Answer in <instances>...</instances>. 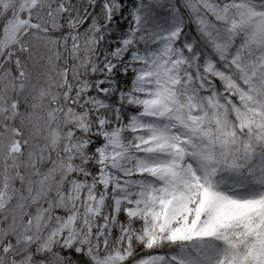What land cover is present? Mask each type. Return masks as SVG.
Masks as SVG:
<instances>
[{
    "label": "snow or ice",
    "instance_id": "obj_1",
    "mask_svg": "<svg viewBox=\"0 0 264 264\" xmlns=\"http://www.w3.org/2000/svg\"><path fill=\"white\" fill-rule=\"evenodd\" d=\"M0 264H264V0H0Z\"/></svg>",
    "mask_w": 264,
    "mask_h": 264
}]
</instances>
